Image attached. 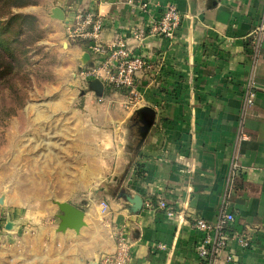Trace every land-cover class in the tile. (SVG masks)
Here are the masks:
<instances>
[{
	"label": "crops",
	"instance_id": "0c3cea01",
	"mask_svg": "<svg viewBox=\"0 0 264 264\" xmlns=\"http://www.w3.org/2000/svg\"><path fill=\"white\" fill-rule=\"evenodd\" d=\"M36 1L23 10L39 17L55 7L65 11L68 22L52 19L65 39L77 12L93 11L103 19L101 42L124 37L153 64L136 75L135 93L120 92L127 110L115 122L122 157L131 148L129 117L149 108L136 117L133 165L125 180L127 192L139 194L144 204L133 213L129 202L110 200L102 215L100 203H92L85 211L89 225L80 233H57L31 217L0 238V264H99L102 255L115 251L118 228L132 242L129 264H203L196 250L201 233L192 223L215 219L222 203L235 214V228L251 229L255 242L236 248L233 262L223 254L220 264H264V42L254 66L251 35L264 20V0H149L147 12L130 0ZM169 3L183 15L176 37L147 33L137 40L135 29H149ZM67 40L76 60L88 51L83 40ZM251 73L258 90L245 109ZM236 156L241 169L229 192ZM161 199L175 209L174 216L158 207Z\"/></svg>",
	"mask_w": 264,
	"mask_h": 264
},
{
	"label": "rangeland",
	"instance_id": "374dc122",
	"mask_svg": "<svg viewBox=\"0 0 264 264\" xmlns=\"http://www.w3.org/2000/svg\"><path fill=\"white\" fill-rule=\"evenodd\" d=\"M7 1L2 8L0 2V30L10 38L20 21L6 23L15 0ZM23 1L29 4L13 11L34 17L20 37L23 42L14 43L12 52L0 48V238L31 217L57 233H80L89 222L78 231L59 229L58 201L75 202L84 211L99 202L104 215V203L125 200L122 192H127L133 162L130 153L118 154L115 122L125 117L127 105L120 92L112 97L108 93L116 92L106 90L99 96L89 88L83 74L88 64L82 55L78 60L71 55L68 31L65 39L52 22L65 20L28 13L23 9L37 1Z\"/></svg>",
	"mask_w": 264,
	"mask_h": 264
},
{
	"label": "built area",
	"instance_id": "2783aa9c",
	"mask_svg": "<svg viewBox=\"0 0 264 264\" xmlns=\"http://www.w3.org/2000/svg\"><path fill=\"white\" fill-rule=\"evenodd\" d=\"M134 7L143 12L149 11V0H130ZM183 22V15L174 3H169L162 15L153 22L149 29L136 28L134 37L142 41L148 35H159L170 39L176 37L178 29ZM103 28L102 17L93 11H79L75 20L68 28V38L80 39L86 42L91 55L90 61L83 74L92 80L100 78L105 85V91L133 92L135 93L136 75L145 70H151L153 64L142 55L135 54L124 37H117L112 43H103L99 40ZM253 55L254 66L258 61L264 42V20L253 29ZM257 84L254 74L251 73L248 89L245 97V109L255 103ZM241 169L239 157L231 162L228 176V191L234 190V182ZM158 207L174 216L176 211L168 205L165 199H161ZM103 210L108 209L106 203ZM236 216L227 210L225 203L221 204L217 216L213 220L197 218L192 226L201 233L196 250L203 264H220L223 254L226 262H233L236 248L249 249L254 244L253 231L251 229L239 230L235 228ZM116 249L112 253L101 256L99 264H129L131 259L132 242L125 228L114 230ZM164 248L165 245H158Z\"/></svg>",
	"mask_w": 264,
	"mask_h": 264
},
{
	"label": "water",
	"instance_id": "95a60500",
	"mask_svg": "<svg viewBox=\"0 0 264 264\" xmlns=\"http://www.w3.org/2000/svg\"><path fill=\"white\" fill-rule=\"evenodd\" d=\"M52 12H53V17L67 21L65 11L62 8L55 7L52 10ZM90 57H91V55L89 52H85L82 55V61H83L84 65L89 64ZM89 88L91 90H94L97 93V95H99V96H102L105 92L104 82L100 78H95V79L90 80L89 81ZM140 113H150L149 108L148 107H139L138 109H136L135 113L129 117V121L134 116H135L134 119H136V117ZM151 113L153 115V112H151ZM130 124L132 127V131H131V134L127 137V139H129L128 141L131 144V148L126 153H132L134 151V148H135V144H134L135 134H133L134 126H133L131 121H130ZM122 196L125 198V200L127 202H129L133 206L131 211L133 213H139V211L142 209L143 204H144L143 198L139 194L132 195L131 193H128L126 191L122 192ZM58 205L62 211V213L59 216L61 219V222L59 224L60 230L65 231V230H67V228H73V229L78 231V230H80V228L82 226H84L86 224L85 211L84 210L80 209L79 207H77V206H75V205H73L67 201H63V202L58 201Z\"/></svg>",
	"mask_w": 264,
	"mask_h": 264
},
{
	"label": "trees",
	"instance_id": "16d2710c",
	"mask_svg": "<svg viewBox=\"0 0 264 264\" xmlns=\"http://www.w3.org/2000/svg\"><path fill=\"white\" fill-rule=\"evenodd\" d=\"M7 0H0L1 2V8L4 6H7L9 4V2ZM29 3H25L23 0H15L13 1L9 6H8V11H7V20L6 23L10 24V22L13 21H20V25H19V30L17 31V33L10 38H5L2 36L1 34V30H0V48L2 46H6L7 50L9 52H12V45L16 42H20L22 43L23 41L20 40V37L23 35L24 30L26 29V26L28 25V19H34L33 16L28 15V14H23V13H15L13 11V8L17 7H23L25 5H28ZM3 30V29H2Z\"/></svg>",
	"mask_w": 264,
	"mask_h": 264
}]
</instances>
